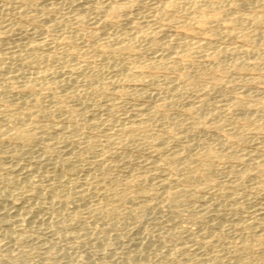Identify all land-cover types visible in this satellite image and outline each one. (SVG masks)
<instances>
[{"label":"rangeland","instance_id":"rangeland-1","mask_svg":"<svg viewBox=\"0 0 264 264\" xmlns=\"http://www.w3.org/2000/svg\"><path fill=\"white\" fill-rule=\"evenodd\" d=\"M0 264H264V0H0Z\"/></svg>","mask_w":264,"mask_h":264},{"label":"bare ground","instance_id":"bare-ground-1","mask_svg":"<svg viewBox=\"0 0 264 264\" xmlns=\"http://www.w3.org/2000/svg\"><path fill=\"white\" fill-rule=\"evenodd\" d=\"M191 17V16H190ZM187 21V20H186ZM191 22V21H190ZM188 23V22H187ZM184 25H186V23L185 24H183V26ZM188 25V24H187ZM185 27V26H184ZM187 27V26H186ZM232 31V30H231ZM12 71V70H11ZM28 87V86H27ZM22 88V87H21ZM125 128V127H124ZM126 128H127V126H126ZM18 133V132H17ZM24 138V137H23Z\"/></svg>","mask_w":264,"mask_h":264}]
</instances>
